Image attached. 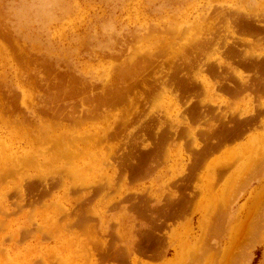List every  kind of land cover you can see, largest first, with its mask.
Instances as JSON below:
<instances>
[{
	"label": "rangeland",
	"instance_id": "1",
	"mask_svg": "<svg viewBox=\"0 0 264 264\" xmlns=\"http://www.w3.org/2000/svg\"><path fill=\"white\" fill-rule=\"evenodd\" d=\"M34 1L0 0V24L12 36V39L9 40L0 33V98L6 102H11L14 98L13 102L18 106L12 115L0 110V171L2 172V167L7 168V163L2 162V158L8 149L20 150L17 153L22 154L23 150L30 146V141L27 136L22 134L23 130L19 127V121L17 122V119L20 120L19 115H30V112L35 110V107L37 109L38 106L45 103L62 105L64 112L71 109V106H75L77 110L81 108L86 109L93 102L86 101L85 103L86 99L84 97L88 93L91 95V93H98L101 90L95 87L92 92L91 90L85 93L79 92L73 97L67 96L65 90L59 93L58 86L52 83L53 73L48 77L52 81L36 80L33 70L36 68L34 61L37 59L51 56V63L57 64L56 70L58 68L61 71L68 69L79 76L86 74L87 82L90 81V84L94 85L96 83L101 84V82L105 81L102 79L109 74L110 71L107 73V70L111 68V65L113 63L114 65L120 63L134 51V48L142 53L145 50H154L159 46L158 44H165V48L167 47L166 49L167 51L169 50V54H166L160 59L166 61L168 55L172 56V51L182 50L181 46H185L184 44L188 45L189 43V46H192L199 40H196L197 38L200 37V39H203V37L209 36L215 31L217 24L221 27L218 21L217 24L215 23L216 19L219 20L220 16L218 14L221 10L236 8L246 12L259 13L264 10V0H56L57 2L48 0L47 7L52 11L53 17L43 21L40 18L32 16L36 8L35 6H37ZM21 2L29 4L27 5L28 8L32 7L29 12L31 16L27 20L19 18L16 12ZM253 7L258 10H255ZM144 24L149 25L148 30H142L136 36L130 35V38L125 34L131 28H140ZM122 34L126 37L127 42L120 53L111 56V54L104 52L102 48L103 44L99 48L97 47L98 43L105 41L109 37H121ZM263 36V31L258 34L256 32H245V30L239 32L238 36L237 34L232 35V37H229V40L232 38L231 42L234 39L239 42L237 43L240 48L239 53L232 46L233 48L230 52V49H227L226 53L221 55L222 59L226 61L222 63L223 65L219 63L220 67H217V64L213 70L203 71L214 82L219 79L218 81L221 85H218V90L216 89L213 96L216 99V103H211L206 100L208 92L204 90L203 83L199 80H197L198 83L191 90V93L187 92L185 97H181L180 103L182 105V111L180 118L184 121L185 118L182 113H184L190 104L197 101L200 102L202 98V100L208 101V103L202 104L204 108L208 104L207 107L211 106V109L209 107V110H204L208 113V121L207 119L206 121L197 120L187 113L189 124L192 127H198L197 136L199 140H201L199 132L207 131L205 128L209 125L211 126L213 124L212 127L215 128L217 122V126L223 125V122L233 123L235 117L240 114L249 113L245 116L254 115L257 118H264V108L261 106L262 100H264V91L256 92L257 89L247 85L243 90L239 87L234 91V87L229 84L234 83L236 85L238 83L236 82L237 78L240 79L236 73L238 70L244 71L245 79L251 78L253 80L256 78V80H253L254 82L262 81L264 83L262 73L253 71L250 69L251 67H248L247 64L242 62L244 58L248 59L247 55H264ZM241 37L244 39H241ZM167 39L168 41H166ZM249 41H251L250 44ZM4 42L7 45H3ZM23 43H25L24 46ZM18 46L26 49L25 53H28V58L33 60L31 64L27 61L23 62L20 60ZM100 49L103 51L100 52ZM249 50L252 51V54ZM210 53V50H205L204 52L206 57H209ZM229 61L230 63L228 64ZM152 65H155L157 69L159 68L157 63ZM152 65H149V72L147 73L149 77L150 75L153 76L149 80L150 83L154 82V72L156 71V68ZM164 65L167 66V63ZM168 66L165 69L168 70ZM193 70L190 71L191 75H195L197 68L193 67ZM225 78H229L230 81L228 79L225 80ZM131 81L133 79H128V82ZM135 90H141L144 93L143 99H140L139 102L142 103L144 100H147V103L140 104L138 101L130 103L127 98L116 105L98 107L96 112L86 116L84 118L85 120L82 119L81 122H78L79 124H73L67 119H64L63 122L68 124V127L81 131L87 126L106 125L105 122L108 117V122H112L114 116L121 117L128 113L129 115H127H131L132 119L121 130L125 133L135 128L137 130L134 134H136L139 128H142V132L144 133H146L145 129L149 128V134L148 136L147 134H143V137L139 136L137 138L139 140L137 146L133 142L127 147L126 151L132 147L135 149L134 154H136L146 147L154 150L159 149L160 154L159 152L149 154L147 159L141 164L143 168L137 173L127 169L123 171V174L121 173L118 176L116 174L113 186L107 187L104 190L100 189L96 191L93 189L91 192L65 193L62 184L53 183L50 191L46 192L45 185L39 184V187L37 186L34 190H26L27 197L25 200L22 199L19 191L17 193L16 191L10 192L8 199L11 201L10 207L12 210L10 209L11 211H9L0 207V225L2 224V227L0 226V244H2L0 247L3 252L9 250L12 253L9 256L10 259H1L3 264H22V261L30 260L19 258L11 259V257L13 258V253H16L15 251L19 250V248L22 251H26L24 246L27 243H35L41 248L45 245L56 247L62 244L59 240L64 237V233L67 231L66 229L60 230V236L56 232L55 237L45 238L43 235L44 230L41 229V225L43 224L41 223V218L32 217V220L31 218V221L29 220V225H23L22 220L24 218L21 216L23 210H33L39 205L38 208L40 209L47 208V206H50L48 208L52 209V206L59 204L56 197L58 198L60 196L70 197L71 199V203L66 202L68 209L62 203V207H58V210L62 213L65 211H67L65 213H73L71 211H77L82 207V212L95 214H92L88 219V222H92L93 227L96 229L93 234L94 238H91L92 241L89 242H91V245H96L95 247L93 245V248L97 247L94 250L98 264H264V193L260 197L252 194L254 188L258 189L264 185V164H261L262 167L259 165L261 162L257 161L259 160V156L261 158L264 155V146H260L261 142L257 135L259 134L258 132L262 131L264 125L258 119L252 128L247 130L242 137L220 146L218 145L219 147L214 148V150L210 149L211 152L208 151L207 156L198 165L191 167L194 160L191 151L195 149L198 152L201 149L200 147L203 146V143L200 142L201 146L192 144L190 141L192 139L188 138L185 134V131H188L186 124H178L176 120L170 119L165 114L166 110L163 106L166 103V99L163 97V94H158V90H153L157 93L156 95L154 93L148 94L142 85L137 86ZM238 92L241 95L237 94ZM145 94L149 96L147 97ZM198 97H200V100L196 99ZM250 97L252 98L251 101L248 100ZM152 106H155L157 111L162 115L160 116V120L157 117L149 119L144 115L146 111H150L149 108H152ZM185 106L186 108L184 110ZM213 107H217L216 110ZM260 109L262 110L261 112H259ZM3 114H9V118ZM222 115L225 116L223 117ZM232 119L234 120L232 121ZM140 120H143V122H140ZM161 120L167 123V125L161 127V131H169L170 136L164 142H157L158 137L155 134H157V127L161 125ZM191 121L192 123H190ZM82 122L83 124H81ZM169 122L172 124H169ZM67 126L61 127L60 130L67 128ZM167 128H171L173 131ZM175 130H177V133H175ZM56 132L58 131L56 130ZM52 133L54 134L53 131ZM132 138L133 135L129 140H132ZM116 140L118 139L114 136H110L107 140L100 139L97 146L104 145V149L107 150L109 149L108 147L115 146ZM147 144L150 145L147 146ZM180 144H182L181 147H179ZM169 148L172 150L169 151ZM126 151H124V154ZM161 153H164V155ZM63 159H65L64 156ZM134 159H137L139 162L138 158L135 157ZM129 160L130 158L127 161L129 162ZM256 161L259 164H256ZM42 163L45 164L47 162L44 161ZM151 164L153 165L152 167ZM252 165L258 167L256 168ZM17 166L13 167L16 172L19 171L17 170ZM42 166L45 165L42 164ZM46 166L51 168L53 164H47ZM106 168L111 173L110 165H107V162H102L99 167L100 179H108L107 176H109V173L107 174L104 171ZM10 169L8 167V170ZM94 169L96 168L92 166L89 170ZM16 172V175L9 174L1 178L0 190L7 184H12V182L20 179ZM243 175L245 176L243 177ZM49 180L52 181L51 179ZM118 183L120 184L119 186ZM38 188L40 189L38 190ZM103 193L107 194L104 195ZM53 200L56 202H53ZM83 200L84 202H81ZM30 202L31 204H29ZM260 215L261 220H258L260 219ZM10 219H15L16 222L18 221V225L14 224L13 228L17 226H20V229L22 228L18 239L13 238L10 233H7L6 224L9 225ZM58 219L60 220V216ZM255 220L258 221L256 222ZM61 221L64 222L65 220L61 219ZM237 225L240 228L235 240L233 242L225 240L226 234H228L227 232L230 229L234 230ZM245 227L246 230L244 229ZM240 231L241 234H245L241 236L239 234ZM36 233L41 234L42 237L36 238L34 235ZM84 233L86 234V232L81 231L80 235L85 236ZM203 235L206 237L204 238ZM18 240L19 242H17ZM14 244L18 247L15 248ZM12 247H14L13 250ZM134 248L142 249L141 252H137V256L143 259L144 262L137 263L136 260L138 259H131L134 255ZM61 253V250L56 248L55 252L48 255L49 263L43 262L44 259L39 257L36 260L31 259V261L33 264H65L63 259L62 263L56 262L59 259V256L56 255H61ZM143 253H146V255ZM122 258H125V263L121 262ZM75 264H89V262L78 260Z\"/></svg>",
	"mask_w": 264,
	"mask_h": 264
},
{
	"label": "bare ground",
	"instance_id": "2",
	"mask_svg": "<svg viewBox=\"0 0 264 264\" xmlns=\"http://www.w3.org/2000/svg\"><path fill=\"white\" fill-rule=\"evenodd\" d=\"M54 1H56V0H54ZM47 2H48V0H35L34 3H36L37 6H35L36 8L33 11L32 16L35 18L36 17L40 18L43 21L53 17L52 11L47 7ZM27 5H29V4H26L25 2H21L19 4V6L17 7L16 12H17L19 18H23V20H27L31 16L29 12H30V9L32 7L28 8ZM254 9L258 10L256 8H254ZM211 13H212V11H211ZM218 15L220 16L219 20L216 19L215 23L217 24L219 22L221 24V27L219 26V24H217L215 31H213L211 33L210 32L211 30H210L209 32L211 34L207 37H203V39H200V37L197 38L196 40H198V39L199 40L196 41L192 46H189L190 44L188 43V45L184 44L185 46L180 45L182 47L181 48L182 50H177V51L171 50L173 54L170 52L172 54V56L168 55V58H166L167 59L166 61L163 59H160L161 57H164L166 54H169V50L167 51V49H166L167 47L165 48V44L164 45L158 44L159 45V46H157L158 49L156 47L155 48L156 50L155 49L154 50L153 49L145 50L142 53L138 52L134 48V51H132L130 53V55L128 57L124 58L120 63H117L116 65H114V63H113L111 65V68L107 70V73H108V71H110L109 74H107L108 76L106 75V77L104 79H102L105 81L101 82V84H97V83H96L97 85L96 84L95 85L90 84V81L89 82L86 81L87 80L86 74H82L79 76V75L71 72L68 69L61 71L58 68L56 70L57 64L55 65V64L51 63V61H52L51 56H47L46 58L37 59L36 61H34L36 68L33 71L35 72L34 75H35L36 80L52 81L51 79H48V77H50V75L53 73V77H52L53 82L52 83H53V85L58 86L59 93L62 92L63 90H65V94L67 96L69 95L70 97H73V96L77 95V93H79V92L85 93V92H88L89 90H91V92H92V90L95 87L100 88L101 90L98 93L96 92L94 94L90 92L91 95L88 93L87 96L84 97V99H86L85 103H86V101L93 102V103H90L89 107L86 109L81 108V109L77 110V108L75 106H71V109L64 112V107L62 105H58V104L51 105V104L45 103L43 105L38 106L37 109L35 107V110L31 111L30 115L22 114V115L18 116L20 118V120L17 119V122L19 121V127L21 128V130H23L22 134L27 136L28 140L30 141V146H29V148H25L23 150L22 154L17 153L20 150L8 149L6 154L2 158L3 159L2 162L7 163V166H6L7 168L2 167L3 172L0 171V180L2 177H6L9 174H15L16 171L13 167L16 165H18L17 170H19L16 173H17V175H19L20 179H18V181L12 182V184H7L6 186H4V188L1 189L2 192L0 190V207L11 211L12 210L10 207L11 201H9V199H8V195L10 194V192L16 191V193H17L19 191V193L22 196V199L25 200V198L27 197V191L26 190H28V189L34 190L37 188V186L39 184L45 185V187L47 189L46 192L50 191V188L53 185V183L62 184L63 191L65 193H70V192L84 193L85 191L91 192V190L93 191V189H95L96 191H98L100 189L104 190L107 187L113 186L116 174H117L116 176H118L121 173L123 174V171H126L127 169H129V171L137 173L141 170V168H143V166H141V164L147 159V156L149 154H151V153L155 154V152L156 153L159 152V154H160L159 149L154 150V149H150V148H146V147L145 148L143 147L144 149H142L141 151H139V153H136V154H134L135 149L132 147L126 151L127 147L130 144H132L133 142H135L134 144L137 146V144L139 143V140H137V138L139 136L143 137V134H147V136L149 134V128L145 129L146 133L142 132V128H139L138 133H136V134H134L135 131L137 130V129L135 130V128L132 130H128L127 132L124 133L121 129L125 128V126L132 119L131 115L128 116L129 115L128 113H127L128 115L125 114V115H122L121 117L120 116H116V117L114 116V118L112 119V122H108L109 121L108 120L109 117H108V119L105 122L106 125L87 126L84 130H81V131L76 130V129L74 130L73 128L68 127L67 126L68 124L63 122L64 119H67V120L71 121L73 124H75V123L79 124L78 122H81V120L84 119L86 116H89V115L93 114V112H96L98 107L101 108V107L107 106V105H116L117 103L122 102L124 99H127V98L130 101V103H135L137 101L139 102L140 99L141 100L143 99L144 93L141 92V90H135V88L137 86H140V85H142L143 88L145 87V91H147L148 94L154 93V95H156L157 93H155L153 91L155 89L158 90V94H163V97L166 99V103L163 106L164 109L166 110L165 114L170 119L176 120V122H178V124H180V123L186 124L188 131H185L186 132L185 134L188 136V138L192 139V140H190L192 142V144L198 146V145H200V142L203 143L202 144L203 146L200 145L201 149H199L198 152L195 149H193L191 151L193 159H194L191 167H195L196 165H198V163L204 157L207 156L206 154L209 153L208 151L211 152L210 149L214 150V148L219 147L222 144L228 143L230 141H234V140L242 137L243 134L247 130L252 128V126L257 122L258 119L260 120V123H262L264 125V123H263L264 118H262V117L257 118V116H254V115L253 116H251V115L245 116L249 113L240 114L237 117H235V120L232 119V121L234 120L233 123L223 122V125L217 126V123H218L217 122L215 124L216 125L215 128L212 127L213 124H211V126L209 125L207 128H205L207 131L199 132L201 135V140H199V137L197 136V134H198L197 128L198 127H192L189 124V121H188L189 117L187 116V113H188V115L190 114L191 117H194L197 120H205L206 121V119H207V121H208V117H207L208 113L205 112L204 110L205 109L209 110V107L211 109V106L207 107L209 105L208 104L204 108L202 104H204L206 102L208 103V101L211 103H216L215 102L216 99H214L213 96H214V93L216 92L218 85L220 86L221 84L218 81L219 80L218 78H217L218 80L214 82L203 71L213 70V68L216 67L217 64H218L217 67H220L219 63H221V64L225 63L226 61H224L222 59L221 55L225 54L227 49H230L229 50V52H230L231 49L233 48L232 46H234L236 48L235 51L237 53H239L240 48L237 45V43H239V42L236 41V39H234L231 42L232 38H231V40H229L230 39L229 37H232V35H236V34L238 36L239 32L244 31V30H245V32H248V31H249V33L256 32L258 34L261 33V31L264 32V10H262L259 13V12H250V11L246 12V11H243L241 9H236V8L235 9L227 8V9L221 10V12ZM212 18L215 19L216 16H215V18L214 17H212ZM207 19H208V17H207ZM208 20H206V21H208ZM146 29L147 30L149 29V25L144 24L143 27H140V28H137V27H136V29L131 28L130 30L126 31L125 34L127 35V37L130 38V35L136 36L142 30H146ZM0 33L6 39H9V40L12 39L11 34L8 31H6L3 27V25H1V24H0ZM234 38H236V37H234ZM168 39L166 41H168ZM191 39H195V38H191ZM241 39H244V38L241 37ZM245 39H247V38H245ZM161 41H163V40H161ZM126 42H127L126 37L124 36V34H122L121 37H118V36L117 37H109L105 41L98 43L97 47L99 48L103 44L102 48H103L104 52L107 54H111V56H113V54H117V53H120L122 51V48L126 44ZM192 42H191V44H192ZM250 42L251 41H249V44H250ZM27 43H28V41H27ZM5 44L6 43L4 42L3 45H5ZM24 44L25 43H23V46H24ZM41 45H42V43H41ZM14 47H16V46H14ZM14 47H13V49H15ZM36 48H37V46H36ZM95 48H96V46H95ZM107 48H108V50H107ZM103 50L100 49V52ZM205 50H210L211 53H210L209 57H206V54H204ZM18 51H19L18 56L20 57L21 61H23V62L27 61L30 64L32 63L33 60L28 58L29 56L27 55L28 53H25V51H26L25 48H23V47L20 48V46H18ZM243 51H245V50H243ZM104 52H102V53L104 54ZM251 52L252 51H250V53ZM256 55H254V54L253 55H247L248 59L244 58L242 60V62L247 64L248 67H251L250 69H252L253 71L260 72L264 76V55L263 56H260V55L256 56ZM58 57L60 58V56H58ZM156 63L159 66L158 69H157V67H155V65H152V64H156ZM166 63H167V66L169 65L168 70L165 69V67H167V66H165L164 64H166ZM229 63H230V61L228 62V64ZM21 64H24V63H21ZM149 65H152V66H154V68H156L155 69L156 71L154 72L155 76L153 79L154 80L153 83L152 82L150 83V81H149L153 76L150 75V77H149L147 75V73L149 72ZM193 67L197 68V72H195V75L190 74V71H194ZM189 68H191V69H189ZM233 68H235V67H233ZM19 69H21V68H19ZM236 73L240 77V79L239 78L236 79L237 80L236 82H238V83L236 85L234 83L233 84L229 83L232 87H234V91L237 90L239 87L242 88L241 90H243V88L246 85L250 86V87L252 86L254 89H257L256 92L264 91V83H262V81L261 82L260 81L254 82L253 80H256V78H254L253 80H251V78L245 79L244 78V71H242V70H238ZM128 79H133V81L128 82ZM227 79H228V81H230L229 78H227ZM227 79L225 78V80H227ZM197 80H199L203 83V86H204L203 88H205L204 90H206L208 92L207 99H206L208 101L202 100V98L200 100L199 99L200 97H198L196 99H199L200 102L197 101L193 104H190V106H188L187 108L185 106L184 110H185V108H186V110L184 111V113H182L183 117L185 118V121H184L182 118H180V113L182 111V105L180 103L181 97L182 96L185 97L187 92L191 93V90L194 87H196V85L198 83ZM258 80H261V79H258ZM222 81H223V79H222ZM263 82H264V78H263ZM52 83H50V84H52ZM246 90H249V89H246ZM202 91H203V89H202ZM239 92L237 94H240ZM145 95H147V94H145ZM148 96L149 95H147V97ZM191 97H192V95H191ZM204 97H205V95H204ZM13 100H14V98L11 100V102H6L3 99L1 100V98H0V104H1L0 110L2 112L4 111V113L7 112V113L12 115V113L18 107L17 104L15 102H13ZM93 100H96V101H93ZM248 100L251 101L252 98L250 97ZM144 102L147 103V100H144L142 103L145 104ZM130 103H128V104H130ZM142 103H140V104H142ZM259 103H261V102H259ZM120 105H121V103H120ZM132 106H134V104H132ZM261 106L264 108V100H262ZM139 108L141 109L140 105H139ZM216 108H214V109L216 110ZM114 109H115V107H114ZM149 109H150V111L148 110L144 114L146 116V118L150 119L152 117H157L160 120V116H162V115L160 114L159 111H157L156 107L152 106V108H149ZM132 111H131V113H132ZM261 111L262 110L260 109L259 112H261ZM252 112H253V110H252ZM259 112H257V113H259ZM106 114H109V113H106ZM137 114L139 115V113H137ZM3 115L8 117V115H6V114H3ZM119 115H121V114H119ZM90 117L92 118V116H90ZM90 117H89V119H91ZM101 117H103V116H101ZM137 118H135V119H137ZM135 119H133V120H135ZM165 121H167V120H165ZM140 122H143V120H140ZM190 123H192V121ZM81 124H83V122ZM169 124H172V123L169 122ZM163 125H167V123L164 122V120H161V125L157 127V134H155V136L158 137L157 142H159V141L164 142V140H166V138L170 136L169 131H167V130L161 131V127ZM63 126H67V128L60 130L61 127H63ZM180 126H182V125H180ZM178 128H180V127H178ZM167 129L172 130L171 128H167ZM56 130L58 132H56ZM52 131L54 132V134L52 133ZM178 131L180 132V130H178ZM175 133H177V130H175ZM258 133L259 134H257V135L259 136V139L261 142L260 146L263 147L264 146V128L262 129L261 132H258ZM132 135H133L132 140H129V138ZM180 135H181V133H180ZM110 136L117 137L118 140L115 141L116 142L115 146L114 145L110 146V147H108L109 149H107V150L104 149V145L97 146L98 145L97 143H99L100 139L107 140ZM177 136H178V134H177ZM87 137H89V139H87ZM144 138H145V135H144ZM149 140H150V138H149ZM43 141H45V142H43ZM174 142H176V141H174ZM42 144H44V145H42ZM105 144H106V142H105ZM182 144H180L179 147H181ZM45 145H47V146H45ZM149 145L147 144V146H149ZM170 145H172V144H170ZM105 147H107V146L105 145ZM152 148H154V146H152ZM163 150H165V149H163ZM166 150H167V148H166ZM170 150H172V149L169 148V151ZM124 151H126L125 154H124ZM169 151H167V152H169ZM123 154H124V157H123L124 159L122 158ZM159 154H157V155H159ZM161 154L164 155V153H161ZM157 155H156V157H157ZM63 156L65 157V159H63ZM170 156H172V155H170ZM135 157L138 158L139 162L137 161V159H134ZM262 157H264V155L261 156V158ZM118 158H120V159H118ZM129 158H130V160L128 162L127 160ZM258 158H259V160H257V161H260L261 163L259 164L256 161V164H259V165H261L262 163L264 164V158H262L263 161H261L262 159L260 158V156ZM131 159H134V160H131ZM162 160H164V159H162ZM44 161H46L47 163H45V164L42 163ZM102 162H107V165H110V169H111V173H109L107 168L104 170L107 174L109 173V176H107L108 179H106V180L99 178V170H100L99 167L101 166ZM4 163H2V164H4ZM134 163H137V164H134ZM38 164H40V165H38ZM42 164L45 166H42ZM47 164H53V166L50 168V167L46 166ZM49 166H51V165H49ZM92 166H94L96 169L89 170ZM152 166L153 165L151 164V167ZM252 166L256 167V165H252ZM8 167L11 169L8 170ZM140 175H141V173H140ZM244 176L245 175H243V177ZM246 176H247V174H246ZM193 177H195V176H193ZM243 177H241V178H243ZM49 179H51L52 181H50ZM122 179H121V181H122ZM119 185L120 184L118 183V186ZM39 189L40 188H38V190ZM52 189H55V188H52ZM96 191H94V192H96ZM113 192H116V191H113ZM199 193H201V192H199ZM262 193H264V185L258 189L254 188L252 194L256 195L257 197L258 196L260 197V195H262ZM106 194H104V195H106ZM11 197H14V196H11ZM38 197L40 198V196H38ZM133 197H134V195H133ZM17 198H19V197H17ZM123 198H124V196H123ZM130 199H132V198H130ZM56 200H57V202H59V204L52 206L51 207L52 209L48 208L50 206H47V208L40 209V208H38L40 206L39 205V206H36L33 210H30V209L23 210L21 216L24 218V220H22V224L23 225H29V220H30V218L32 220V217L33 218H36V217L41 218V220H42L41 223H43L41 225V229L44 230L43 235L45 236V238L51 237V236L55 237L56 232H58V236H60V233H59L60 230L66 229L67 231L64 233V237L61 238V240H59V242H62V244L58 245L56 247L55 246L49 247V245H45V246H42V248H41V247L37 246L35 243H27L24 246V248H26V251H22L19 248V250L15 251L16 253H13V258L11 257V259H14V258L15 259L16 258L17 259L18 258L19 259H30V260L22 261L21 263L22 264H33L31 259L36 260L39 257V258L44 259L43 262L45 261L46 263H49L48 255L52 252H55L56 248H57V249L61 250V252H62L61 255H56V256H59L58 261H56L58 263H62V261L64 260L65 264H75V262L78 260H85V261H88L89 264H98V261L96 260L97 258L95 256L96 253L94 250V249H97V247L93 248L94 244L91 245L90 244L91 242H89V241H92V239L94 238L93 234H94V231L96 229L93 227L92 222H88V219L92 216V214L93 215H95V214L91 213V212H82V209H81L82 207H81L80 208L81 210L79 209L77 211L76 210L71 211L73 213H69V212L65 213V212H67V211H65V212H63V213H65L63 215V213L60 210H58V207H62V205H61V203H62L64 205V207L67 208L66 202L71 203V199H70V197L60 196L58 198L56 197ZM16 202H17V200H16ZM53 202H56V201L53 200ZM81 202H84V200ZM17 203H19V202H17ZM14 204H16V203H14ZM29 204H31V202ZM18 206H19V204H18ZM217 207H216V209H217ZM13 212H15V211H13ZM214 214H215V212H214ZM59 216H60V220L58 219ZM64 216H66V217H64ZM61 219L65 220V221L63 222V221H61ZM2 220H4V219H2ZM258 220H261V215H260V219H258ZM4 223H6V222H4ZM14 224L18 225V221L16 222L15 219H10L9 225L6 224V227H7L6 230H7V233H10L13 236V238L18 239L19 235L22 232V228L20 229V226L13 228ZM250 226H252V225H250ZM247 227H249V226H247ZM239 228H240L239 225H237L234 228V230L230 229L229 232H227L228 234H226L227 236H226L225 240L233 242L235 240V237L237 236V232L239 231ZM244 229L246 230V227ZM247 229H249V228H247ZM81 231L86 232V234L84 233L85 236L80 235ZM248 231H251V230H248ZM39 232H41V231H39ZM7 233H5V234H7ZM45 234H47V235H45ZM239 234H241V231L239 232ZM244 234H241V236H243ZM34 235L36 238L42 237V235L38 234V233H36ZM205 235H206V233H205ZM203 237L205 238L206 236L203 235ZM245 237H247V236H245ZM204 240L206 241V239H204ZM17 242H19V240ZM148 242H149V237H148ZM0 245H2V244H0ZM14 246H15V244H14ZM95 246L96 245H94V247ZM17 247L18 246L16 245L15 248H17ZM101 247H102V245H101ZM10 249H11V247H10ZM13 249H14V247H12V250ZM134 249H135V252H134ZM134 249H133L134 255L131 257V259H138V260H136L137 263L138 262H144L143 259H140L137 256V254H138L137 252H139V251L141 252L142 249L141 248H137V249L134 248ZM201 250H203V249H201ZM221 251H222V249H221ZM223 253H224V251H223ZM11 254L12 253L9 252V250L3 252L2 248L0 247V264H3L1 259H10L9 256ZM143 254L146 255V253H143ZM54 260H56V259H54ZM174 260L176 261V259H174ZM175 261H173V262H175ZM35 262L37 263V261H35ZM121 262L125 263V258H122ZM12 264H14V263H12ZM103 264H105V263H103Z\"/></svg>",
	"mask_w": 264,
	"mask_h": 264
}]
</instances>
